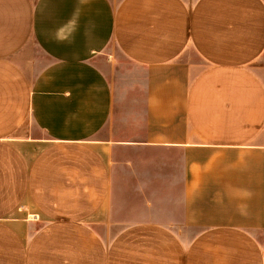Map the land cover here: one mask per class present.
I'll use <instances>...</instances> for the list:
<instances>
[{
  "label": "crops",
  "instance_id": "1",
  "mask_svg": "<svg viewBox=\"0 0 264 264\" xmlns=\"http://www.w3.org/2000/svg\"><path fill=\"white\" fill-rule=\"evenodd\" d=\"M120 158L178 228L109 234ZM0 264H264V0H0Z\"/></svg>",
  "mask_w": 264,
  "mask_h": 264
},
{
  "label": "rangeland",
  "instance_id": "2",
  "mask_svg": "<svg viewBox=\"0 0 264 264\" xmlns=\"http://www.w3.org/2000/svg\"><path fill=\"white\" fill-rule=\"evenodd\" d=\"M120 159L112 176L109 213L113 227L109 234L142 221H161L178 228L184 201L181 163L174 165L176 158ZM31 218L39 220L35 214Z\"/></svg>",
  "mask_w": 264,
  "mask_h": 264
}]
</instances>
